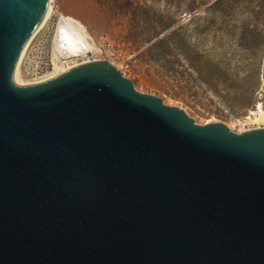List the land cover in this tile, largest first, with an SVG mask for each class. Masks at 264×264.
Masks as SVG:
<instances>
[{
  "label": "water",
  "instance_id": "1",
  "mask_svg": "<svg viewBox=\"0 0 264 264\" xmlns=\"http://www.w3.org/2000/svg\"><path fill=\"white\" fill-rule=\"evenodd\" d=\"M48 0H0V264H264V127L195 123L105 60L15 85Z\"/></svg>",
  "mask_w": 264,
  "mask_h": 264
},
{
  "label": "rangeland",
  "instance_id": "2",
  "mask_svg": "<svg viewBox=\"0 0 264 264\" xmlns=\"http://www.w3.org/2000/svg\"><path fill=\"white\" fill-rule=\"evenodd\" d=\"M52 5L50 19L24 54L22 79L51 73L59 17H72L96 45L102 36L118 45L130 65L125 77L136 91L179 107L199 125L220 122L233 132L256 128L245 118L258 105L264 110V0H53ZM60 58L72 65L78 57Z\"/></svg>",
  "mask_w": 264,
  "mask_h": 264
},
{
  "label": "bare ground",
  "instance_id": "3",
  "mask_svg": "<svg viewBox=\"0 0 264 264\" xmlns=\"http://www.w3.org/2000/svg\"><path fill=\"white\" fill-rule=\"evenodd\" d=\"M52 4L53 0H48L47 7L41 18V21L36 26L30 37L27 39L16 61L10 78L11 82L15 85H25L45 81L66 71L67 69L75 65L83 63L81 61H85V58L88 53L96 55L99 54L98 46L95 44L94 39L90 36V34L87 32L86 28L80 21L73 19L72 17L60 16L57 27V31L59 32V46H57V48L54 49V51H52L51 53V63L53 66L51 73L30 80L22 79L20 71L22 59L33 38L41 29H43V27L50 19L53 13ZM63 56H74L78 58H74L72 61V65H70L69 61L61 60L60 57ZM245 121H250L252 124L257 125L256 128H261L262 126H264V110L261 108L260 105H258L255 111H250V114L245 118ZM242 131L243 129L237 130V132Z\"/></svg>",
  "mask_w": 264,
  "mask_h": 264
},
{
  "label": "built area",
  "instance_id": "4",
  "mask_svg": "<svg viewBox=\"0 0 264 264\" xmlns=\"http://www.w3.org/2000/svg\"><path fill=\"white\" fill-rule=\"evenodd\" d=\"M97 46L99 50V54H97L98 56L96 54L87 55L85 61L81 62L105 60L117 69L123 76H125V73H127L130 68V65L128 59L125 57L118 45L108 36H102ZM242 129L243 131L249 130L248 128Z\"/></svg>",
  "mask_w": 264,
  "mask_h": 264
}]
</instances>
